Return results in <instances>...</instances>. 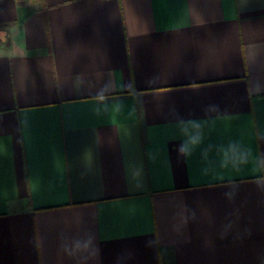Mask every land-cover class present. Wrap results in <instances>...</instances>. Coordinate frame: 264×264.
<instances>
[{"label":"crops","instance_id":"0c3cea01","mask_svg":"<svg viewBox=\"0 0 264 264\" xmlns=\"http://www.w3.org/2000/svg\"><path fill=\"white\" fill-rule=\"evenodd\" d=\"M0 264H264V0H0Z\"/></svg>","mask_w":264,"mask_h":264},{"label":"trees","instance_id":"16d2710c","mask_svg":"<svg viewBox=\"0 0 264 264\" xmlns=\"http://www.w3.org/2000/svg\"><path fill=\"white\" fill-rule=\"evenodd\" d=\"M31 1H37V0H31Z\"/></svg>","mask_w":264,"mask_h":264},{"label":"rangeland","instance_id":"374dc122","mask_svg":"<svg viewBox=\"0 0 264 264\" xmlns=\"http://www.w3.org/2000/svg\"><path fill=\"white\" fill-rule=\"evenodd\" d=\"M0 39L2 40V38L0 37Z\"/></svg>","mask_w":264,"mask_h":264}]
</instances>
